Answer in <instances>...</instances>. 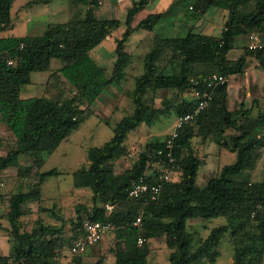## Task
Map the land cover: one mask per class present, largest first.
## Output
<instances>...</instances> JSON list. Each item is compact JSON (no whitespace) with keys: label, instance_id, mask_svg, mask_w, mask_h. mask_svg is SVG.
<instances>
[{"label":"trees","instance_id":"obj_1","mask_svg":"<svg viewBox=\"0 0 264 264\" xmlns=\"http://www.w3.org/2000/svg\"><path fill=\"white\" fill-rule=\"evenodd\" d=\"M14 0H0V31L13 26ZM51 0H30L28 4ZM150 0H133L125 20L100 18L95 7L100 0H72L73 13L65 22L49 23L40 35L0 36V122L7 124L14 135V146L0 154V219L7 220L10 250L0 253V264H106L103 253L95 262L84 254L70 256L75 239L83 233L86 220L111 221L115 238L124 246H111L114 264H147L150 239L164 240L170 252L166 264H219L220 245L231 233L235 264H264V181L235 180L231 175L242 172L249 154L264 146V108L253 114L252 107L229 104V82L217 87L214 97L192 120L177 128L173 154L178 166V178L165 182L156 199L148 195L131 197L129 189L141 176L158 173L167 163L166 142L172 133L148 138L143 147L130 157L126 139L142 125L151 126L162 115L175 111L180 115L193 111L195 99L166 96L157 104L161 90H177L182 95L194 88L193 78L218 72L227 76L244 73L251 64L264 70V50L249 48L252 32L264 34V0H196L192 9L204 13L211 7L227 10L219 34L190 30L182 36L158 37L143 57L144 70L134 77L135 87L128 91L133 110L113 126V135L99 146L88 149V163L72 172L76 188L92 191V204L76 205L77 216L71 219V234L65 237V224H49L42 216L35 218L30 229L24 228L23 216L33 213L32 203L43 201V186L61 171L53 167L42 170L48 158L66 141L90 114V106L112 82L111 76L92 56L109 32L126 25L116 40V60L112 75L128 63L125 49L131 34L138 29H153L163 12H153L136 26L134 16ZM74 10V9H73ZM73 12V11H72ZM244 38L242 52L229 56L237 38ZM63 65L52 70L51 60ZM207 65L199 68V65ZM52 70L70 84L65 97H22L21 90L32 82V72ZM176 122V121H175ZM175 129V127H174ZM1 139V138H0ZM195 142H213L236 153L234 162L198 182L202 157ZM29 155L33 163L20 167L18 189L6 195L1 190V174ZM130 163L117 171L122 159ZM35 166V173L30 172ZM33 174V176H32ZM155 180V179H154ZM107 204H113L112 209ZM41 211L57 214L54 208L40 205ZM222 216L226 223L213 227L195 243L194 231L187 228L188 219H209ZM141 217L140 224L134 221ZM1 224V220H0ZM144 243H138L139 237ZM68 245V246H66Z\"/></svg>","mask_w":264,"mask_h":264},{"label":"rangeland","instance_id":"obj_2","mask_svg":"<svg viewBox=\"0 0 264 264\" xmlns=\"http://www.w3.org/2000/svg\"><path fill=\"white\" fill-rule=\"evenodd\" d=\"M30 0H14L12 5L13 26L6 30L0 31V36L11 34H42L48 23L67 21L73 17L74 11L82 10L81 6L72 8V0H51L49 2H41L28 4ZM90 1V0H89ZM133 0L118 2V0H100V3L95 7V11L101 18H119L125 20L126 11ZM196 0H150L142 13L145 10H156L163 12L160 21L153 29H138L135 30L126 42V48L129 52L127 65L120 72L119 76L112 75V68L116 60V40L121 36L126 25L122 26L115 32L109 40V43H101V49L104 53L109 54L105 60L99 62L106 70V73L111 76L112 82L99 96L100 99L95 101L90 106L89 116L76 128L69 138L64 141L58 149L48 158L42 170L58 168L61 173L51 177L43 186L44 197L40 203H32L33 213L23 216L25 229H30L35 218L42 216L43 220L49 224H65V237L68 238L71 234V219L77 216L76 205L83 203L86 205L92 204V191L89 188H76L73 182L72 172L78 167L88 163V149L91 146H99L111 138L113 135V126L126 113L133 110V103L128 95V91L135 87L134 77L139 75L144 70L143 57L146 52L151 49L158 37L165 36H182L186 35L190 30L202 31L204 33L219 34L223 28L226 9L211 7L204 13H199L197 9H192V5ZM74 9V10H73ZM80 10V11H78ZM73 11V12H72ZM205 26V27H204ZM107 42L106 40H104ZM244 38H237L235 46L231 50L229 56L231 58L238 57L242 52V44ZM98 57L96 50L92 55ZM111 54V55H110ZM63 65V61L58 58L51 60L52 70H57ZM204 64L199 65V68H205ZM253 74L251 79L252 95L264 100V70L252 64L250 66ZM52 70L34 71L32 72V82L22 87L21 96L31 97L48 95L52 98H63L70 93L71 86L61 75H52ZM229 104L233 107L234 101L237 100V95L240 89H247L248 82L241 80V77H231L230 80ZM246 86V87H245ZM243 90L241 89L242 93ZM186 97L187 93L181 95L177 90H161L157 95V104H161V100L166 96L171 97ZM98 97V98H99ZM237 106V103L235 104ZM264 108V103L260 105ZM257 109L254 108V111ZM176 114L175 111L162 115L151 126L146 124L138 131H131L126 139L131 148V156L140 150L148 138L155 136H164L172 133L175 127ZM0 153L6 154L10 147L14 146V135L6 123L0 122ZM195 147L202 157L203 161L199 169L198 182L204 184L209 176L219 172L223 166L234 162L236 153L226 147H220L216 143L210 142L206 145H201L195 142ZM33 163L31 156H21L18 162L10 166L1 174V190L9 195L10 192L18 189V171L20 167H25ZM130 163V159H122L117 164V171H122ZM35 166L30 172L35 173ZM32 174V176H33ZM235 180L247 181H264V146H260L253 150L247 161L245 169L231 175ZM6 203L1 208L2 212L7 209ZM40 205L54 208L58 213L54 214L49 211H41ZM0 253L6 254L10 250V242L7 227V220L0 219ZM226 223V218L222 216L212 217L209 219H188L186 221L187 228L194 231L195 243L205 237L210 230L218 225ZM162 243L164 240H158ZM156 240L150 239L148 245L153 251L150 255L148 263L156 262V264L169 263V248L165 245L162 247L155 246ZM68 246V245H66ZM121 247V242L115 238L114 231H108L106 235L85 254V260L95 262L103 253L108 254L106 264H114V257L108 253L109 248ZM112 248V247H111ZM69 248L63 249L64 254L68 253ZM221 254L218 257L219 264H235V250L232 242L231 233L223 238L220 245Z\"/></svg>","mask_w":264,"mask_h":264},{"label":"built area","instance_id":"obj_3","mask_svg":"<svg viewBox=\"0 0 264 264\" xmlns=\"http://www.w3.org/2000/svg\"><path fill=\"white\" fill-rule=\"evenodd\" d=\"M115 32H109L104 40H109ZM249 48L252 50H264V34L260 32H252L250 35ZM230 77L218 72H211L204 76L193 78L194 88L186 92L190 97L195 99L196 103L193 111L180 115L175 122V129L172 132V137L166 142L169 148L167 152L168 161L163 166L159 167L158 173L151 171L149 176H141L136 179L129 189L131 197H142L148 195L151 199H156L162 190L165 182L178 178V166L176 165V158L173 154L174 138L178 136L177 128L182 127L186 122L192 120L205 107L209 105L214 97L218 86L229 82ZM155 179V180H154ZM108 209L113 208V204L106 205ZM141 217H138L134 223L140 224ZM114 228L111 221L100 220H86L83 225V233L80 234L72 244L69 255L74 256L84 254L91 247L95 246L108 231ZM144 237H139L138 243H144ZM65 264H79L76 261H68Z\"/></svg>","mask_w":264,"mask_h":264},{"label":"crops","instance_id":"obj_4","mask_svg":"<svg viewBox=\"0 0 264 264\" xmlns=\"http://www.w3.org/2000/svg\"><path fill=\"white\" fill-rule=\"evenodd\" d=\"M122 1H127V0H118V2H122ZM130 6V5H129ZM145 9V8H144ZM143 9V10H144ZM143 10H141V11H139L135 16H134V19H133V25L134 26H136L137 24H138V22L142 19V18H144L146 15H148L149 13H153V12H159V11H156L155 9L154 10H150V11H146L145 10V13L144 14H140V13H142L143 12ZM13 15V14H12ZM98 15V14H97ZM101 18V17H100ZM109 18V17H108ZM60 22H65V21H60ZM49 24V23H48ZM47 24V25H48ZM47 25H46V27H47ZM205 27V26H204ZM46 29V28H45ZM45 31V30H44ZM11 35H18V34H11ZM25 35H27V34H25ZM30 35H40V34H30ZM109 42H111V40L110 41H107V42H105V41H103V43H109ZM101 47L102 46H98L97 48H95L93 51H95L96 50V53H98V57H96L94 54L92 55L93 57H94V59L99 63V62H101V61H103V60H105V58H107V56H109V54L107 55V53H104V51L101 49ZM116 48V47H115ZM125 49L127 50V48H126V46H125ZM92 51V52H93ZM111 55V54H110ZM100 64V63H99ZM251 66H252V64H251ZM251 68V67H250ZM247 69L244 73H242V74H237V75H232V76H235L236 77V79L237 78H239V77H241V80L242 81H244V82H248V84L246 85V86H248L247 87V89H250V90H248V91H244L243 89H244V87H242L241 89L243 90V93H242V91H241V89H240V92H239V94L237 95V100H235L234 101V105H233V107L232 106H230L231 108H234V107H240V106H243V107H247V108H249V107H252L253 109L254 108H256L257 110V113L254 111L253 112V114L256 116L257 114H258V110H259V108H260V105L261 104H263L264 103V100H260V98H259V96H258V98L256 97V96H253L252 95V91H251V88L252 87H254L253 86V84L251 85V79H250V77H252L253 76V74H254V71H251V69ZM251 72H253V74L251 73ZM255 75V74H254ZM232 76H230V80H231V77ZM230 80H229V82H230ZM245 86V87H246ZM229 87H230V83H229ZM100 99V97L99 98H97V101ZM95 103V102H94ZM237 103V106H235V104ZM0 154H2V153H0ZM0 212L2 213V211L0 210ZM154 240H156V243H155V246L157 247V245L159 246V247H162L161 245H165V241H163L162 243H159V241L157 240V239H154ZM165 242V243H164ZM123 244L121 243V248H123ZM153 251L150 249V251H149V254H148V256H147V264H150V262L148 263V260H149V258H150V255H152L151 253H152ZM150 261V260H149ZM151 264H153V262L151 263ZM154 264H156V262H154ZM160 264V263H159ZM163 264H166V263H164L163 262Z\"/></svg>","mask_w":264,"mask_h":264}]
</instances>
